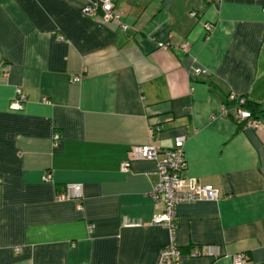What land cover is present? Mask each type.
Segmentation results:
<instances>
[{
  "label": "crops",
  "instance_id": "1",
  "mask_svg": "<svg viewBox=\"0 0 264 264\" xmlns=\"http://www.w3.org/2000/svg\"><path fill=\"white\" fill-rule=\"evenodd\" d=\"M113 3L128 30L85 0H0V264H155L171 239L150 224L157 162L121 164L178 135L182 176L220 193L176 205L181 264H264V0ZM231 93L258 105V129L238 126ZM70 182L81 200L58 199Z\"/></svg>",
  "mask_w": 264,
  "mask_h": 264
},
{
  "label": "built area",
  "instance_id": "2",
  "mask_svg": "<svg viewBox=\"0 0 264 264\" xmlns=\"http://www.w3.org/2000/svg\"><path fill=\"white\" fill-rule=\"evenodd\" d=\"M219 1V0H210ZM82 12L93 16L98 21L104 24H113L121 30L126 31L131 28L130 24L122 19L123 13L116 11L113 0H85L82 7ZM190 16L197 17L198 12L192 10ZM203 26L209 32L213 29L211 23H204ZM59 38H63L60 36ZM157 46L162 49H168L171 44L167 41H158ZM183 50H187L188 43L184 42L178 45ZM207 72V69L201 66L192 68V74L200 75ZM80 76L74 77V81H79ZM229 99L237 101L240 105L245 102V97H239L233 93L229 94ZM25 95L20 89H16L15 98L10 103V108L20 110L23 108ZM46 102V99H43ZM236 119L244 123L245 128L258 129L259 123L256 118L252 117L249 110L235 106ZM59 138L58 134L54 135V142ZM187 137L178 135L174 138V146L170 149L162 150L153 142L133 145L127 159L122 162L121 170L126 172L129 169L132 160H154L157 162L158 181L150 190V197L156 204L161 205L159 212L153 214L150 221L152 225H159L167 228L170 232V242L166 244L158 253L155 264H181L180 250L174 240L175 232V207L180 203H190L200 200L217 201L220 198V193L213 185L201 184L194 179H185L182 176V171L185 168L186 160L184 156V143ZM163 152L164 158L159 160L158 154ZM50 174L45 175V179H49ZM58 199H75L81 200L83 197L82 184L79 182L66 183L64 191L60 193ZM78 209H82V205H78ZM93 225H90L91 229ZM19 250V248H16ZM206 254L209 256L217 255V249L212 245L205 247ZM200 254L198 250L194 251V255ZM233 264H246L248 257L246 253L239 252L232 255Z\"/></svg>",
  "mask_w": 264,
  "mask_h": 264
},
{
  "label": "trees",
  "instance_id": "3",
  "mask_svg": "<svg viewBox=\"0 0 264 264\" xmlns=\"http://www.w3.org/2000/svg\"><path fill=\"white\" fill-rule=\"evenodd\" d=\"M239 97H243V96L239 95ZM226 100H228L230 103L234 104L235 106H240L241 108L249 110L251 112L253 118L256 117V113L260 112L258 105L256 103L248 101L246 98H245V102L241 105L237 101L230 100L229 95L227 96ZM236 122L238 123L239 127L244 126V123L239 122L237 119H236Z\"/></svg>",
  "mask_w": 264,
  "mask_h": 264
}]
</instances>
